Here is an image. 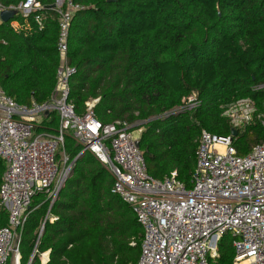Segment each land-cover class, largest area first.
Instances as JSON below:
<instances>
[{
  "label": "trees",
  "instance_id": "16d2710c",
  "mask_svg": "<svg viewBox=\"0 0 264 264\" xmlns=\"http://www.w3.org/2000/svg\"><path fill=\"white\" fill-rule=\"evenodd\" d=\"M25 0H0L16 10ZM0 23V89L20 105L47 102L57 89L58 13L53 0ZM65 62L74 69L67 101L76 114L96 100L103 124L142 130L147 173L190 186L200 133L227 137L223 106L253 102L252 123L233 147L246 155L264 142V0H71ZM39 19V24L35 19ZM18 24L12 27V23ZM262 87L257 89V87ZM193 97L195 106L187 107ZM47 129H57L55 114ZM43 125V124H42ZM72 158L78 147L67 138ZM5 169L0 159V183ZM112 178L92 155L78 157L52 206L43 194L21 231L20 264H135L142 231L130 208L111 194ZM47 212L33 254L37 233ZM7 215L0 210V227ZM232 240L221 237L210 264H233Z\"/></svg>",
  "mask_w": 264,
  "mask_h": 264
},
{
  "label": "built area",
  "instance_id": "2783aa9c",
  "mask_svg": "<svg viewBox=\"0 0 264 264\" xmlns=\"http://www.w3.org/2000/svg\"><path fill=\"white\" fill-rule=\"evenodd\" d=\"M39 8L34 0H25L16 10L26 16ZM52 8L59 15L55 93L47 102L25 106L0 89V159L5 166L0 210L7 215V225L0 227V264L10 258L20 264L21 231L34 198L43 194L50 208L76 159L84 154L106 167L111 194L130 208L142 231L135 264H210L223 236L232 240L233 264H264V142L243 156L233 147L235 136L252 123L253 102L243 99L223 106L222 116L235 136L200 133L189 187L174 173L154 179L135 144L139 137L134 124L101 123L95 118L96 100L86 103L83 114H76L67 101L68 81L75 72L65 62L68 29L78 7L71 0H53ZM35 21L39 24L38 18ZM194 106L191 97L187 107ZM52 113L58 120L54 131L45 128ZM67 138L78 147L72 158L65 152ZM47 220L52 223L55 218L47 212L32 255ZM42 258L48 260L43 254L41 262Z\"/></svg>",
  "mask_w": 264,
  "mask_h": 264
},
{
  "label": "water",
  "instance_id": "95a60500",
  "mask_svg": "<svg viewBox=\"0 0 264 264\" xmlns=\"http://www.w3.org/2000/svg\"><path fill=\"white\" fill-rule=\"evenodd\" d=\"M16 13H17V11L13 10V9L2 10L0 12V23H7L8 21H10L11 19L14 18ZM230 133H231L232 136L236 135V131L235 130H231ZM135 144L138 147V142H136Z\"/></svg>",
  "mask_w": 264,
  "mask_h": 264
},
{
  "label": "crops",
  "instance_id": "0c3cea01",
  "mask_svg": "<svg viewBox=\"0 0 264 264\" xmlns=\"http://www.w3.org/2000/svg\"><path fill=\"white\" fill-rule=\"evenodd\" d=\"M12 27H17L18 26V24L17 23H15V22H13L12 24ZM43 255H45V257H47V259L48 260H44V258H42V262L40 261V258H39V261H40V264H46L48 261H49V253L48 252H44V253H42ZM41 254V255H42ZM41 255H40V257H41Z\"/></svg>",
  "mask_w": 264,
  "mask_h": 264
},
{
  "label": "rangeland",
  "instance_id": "374dc122",
  "mask_svg": "<svg viewBox=\"0 0 264 264\" xmlns=\"http://www.w3.org/2000/svg\"><path fill=\"white\" fill-rule=\"evenodd\" d=\"M141 132H142V130H138L135 134L139 137V135L141 134ZM63 152V151H62ZM66 152V151H65ZM102 165V164H101ZM102 167H103V169L105 170V171H107L108 172V170L106 169V167L104 166V165H102ZM108 174H109V172H108ZM69 175V174H68ZM110 175V174H109ZM214 253H216V249H215V251H214ZM214 257V256H213ZM6 264H13V258H10L8 261H7V263Z\"/></svg>",
  "mask_w": 264,
  "mask_h": 264
},
{
  "label": "clouds",
  "instance_id": "9594fccd",
  "mask_svg": "<svg viewBox=\"0 0 264 264\" xmlns=\"http://www.w3.org/2000/svg\"><path fill=\"white\" fill-rule=\"evenodd\" d=\"M17 11V10H16Z\"/></svg>",
  "mask_w": 264,
  "mask_h": 264
}]
</instances>
